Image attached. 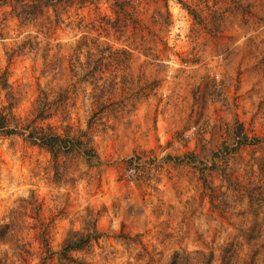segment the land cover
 <instances>
[{
	"label": "rangeland",
	"instance_id": "rangeland-1",
	"mask_svg": "<svg viewBox=\"0 0 264 264\" xmlns=\"http://www.w3.org/2000/svg\"><path fill=\"white\" fill-rule=\"evenodd\" d=\"M124 1L28 27L0 8L15 115L54 104L96 152L0 137V264H65L88 221L92 264H264V0Z\"/></svg>",
	"mask_w": 264,
	"mask_h": 264
},
{
	"label": "trees",
	"instance_id": "trees-1",
	"mask_svg": "<svg viewBox=\"0 0 264 264\" xmlns=\"http://www.w3.org/2000/svg\"><path fill=\"white\" fill-rule=\"evenodd\" d=\"M100 0H0V8L7 7L11 9V15L17 20L19 26L28 27L29 25L39 24L43 10L49 9L54 17L58 19V25L61 24V17L79 16L80 10H85L91 6L95 9L99 8ZM117 1V0H112ZM124 3H129L125 0ZM121 3H115L116 10H123L120 7ZM57 24V23H55ZM57 25V26H58ZM7 23L5 19L0 18V40H4L7 33ZM31 42V40H29ZM82 69L83 65H79ZM0 93H3L0 109V137H22L32 146L46 149L52 157L54 166L59 165L61 159L68 155H81L88 162L94 161L96 152L93 146L84 142L82 137H73L68 132L48 123L55 114V105L39 104V100L33 105L31 111L32 119L18 118L14 113L13 101L15 97L11 91V85L7 80L6 73L0 70ZM38 105V106H37ZM70 126H65L69 129ZM94 154V156L91 155ZM48 226V225H47ZM40 231L41 242L45 248V254L48 259L54 254L49 246L48 229ZM35 231V228L32 229ZM100 233L94 221H88L86 226L81 231L72 232L65 240L59 257L65 264H92L80 258H75L74 253H80L89 247L93 242L98 241ZM1 243V240H0ZM29 252V251H28ZM27 252V254H28Z\"/></svg>",
	"mask_w": 264,
	"mask_h": 264
},
{
	"label": "built area",
	"instance_id": "built-area-1",
	"mask_svg": "<svg viewBox=\"0 0 264 264\" xmlns=\"http://www.w3.org/2000/svg\"><path fill=\"white\" fill-rule=\"evenodd\" d=\"M137 172V169L135 167V165H132V167L129 168V175L130 176H134Z\"/></svg>",
	"mask_w": 264,
	"mask_h": 264
}]
</instances>
